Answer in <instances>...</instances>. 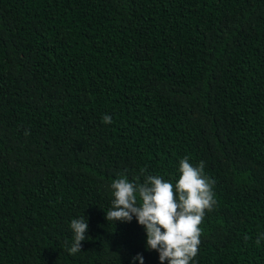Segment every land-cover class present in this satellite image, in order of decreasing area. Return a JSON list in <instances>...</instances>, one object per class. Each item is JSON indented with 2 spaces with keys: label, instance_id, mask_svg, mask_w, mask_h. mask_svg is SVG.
<instances>
[{
  "label": "trees",
  "instance_id": "1",
  "mask_svg": "<svg viewBox=\"0 0 264 264\" xmlns=\"http://www.w3.org/2000/svg\"><path fill=\"white\" fill-rule=\"evenodd\" d=\"M184 157L216 201L191 264H264V0H0V264H160L110 184Z\"/></svg>",
  "mask_w": 264,
  "mask_h": 264
},
{
  "label": "clouds",
  "instance_id": "2",
  "mask_svg": "<svg viewBox=\"0 0 264 264\" xmlns=\"http://www.w3.org/2000/svg\"><path fill=\"white\" fill-rule=\"evenodd\" d=\"M105 124L112 119L107 114ZM27 134V133H26ZM205 162L193 166L188 157L179 161L175 183L156 175H146L142 183L130 182L120 176L110 184L111 210L105 214L107 221L131 222L135 217L146 233V248L158 253L160 264H191L198 253L202 229L200 225L206 211L216 203L212 186L214 180L205 173ZM145 170L141 169V175ZM70 228L73 243L70 255L81 251V241L87 237L88 224L84 217L72 219ZM264 239L260 234L256 240ZM143 264L140 254L132 257Z\"/></svg>",
  "mask_w": 264,
  "mask_h": 264
}]
</instances>
